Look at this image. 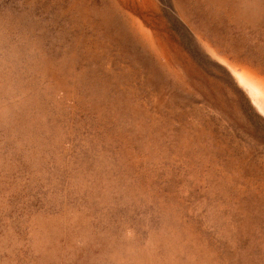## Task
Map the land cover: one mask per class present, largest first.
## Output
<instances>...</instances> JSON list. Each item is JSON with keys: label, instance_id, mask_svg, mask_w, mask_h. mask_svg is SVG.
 I'll use <instances>...</instances> for the list:
<instances>
[{"label": "rangeland", "instance_id": "374dc122", "mask_svg": "<svg viewBox=\"0 0 264 264\" xmlns=\"http://www.w3.org/2000/svg\"><path fill=\"white\" fill-rule=\"evenodd\" d=\"M0 264H264V0H0Z\"/></svg>", "mask_w": 264, "mask_h": 264}]
</instances>
